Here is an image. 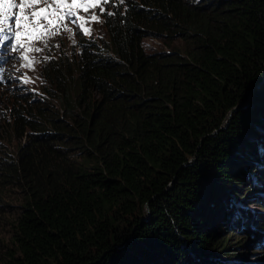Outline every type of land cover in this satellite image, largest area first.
<instances>
[{
    "label": "trees",
    "instance_id": "trees-1",
    "mask_svg": "<svg viewBox=\"0 0 264 264\" xmlns=\"http://www.w3.org/2000/svg\"><path fill=\"white\" fill-rule=\"evenodd\" d=\"M104 23L42 98L0 83V264H225L236 231L264 241L239 195L264 85L232 112L263 80L264 0H129Z\"/></svg>",
    "mask_w": 264,
    "mask_h": 264
},
{
    "label": "rangeland",
    "instance_id": "rangeland-1",
    "mask_svg": "<svg viewBox=\"0 0 264 264\" xmlns=\"http://www.w3.org/2000/svg\"><path fill=\"white\" fill-rule=\"evenodd\" d=\"M42 1H47V0H42ZM65 1H70V0H65ZM52 2L53 0L50 1V3ZM69 7H73L77 11L80 8H82V6L73 4V3H71L66 8H69ZM66 8H64V10ZM103 12H106V10H104ZM103 14L104 13H102L101 17L99 18L97 26L92 31V34L95 40H97L99 37L105 34V27H104L105 23L103 22V19H102ZM76 15L80 16L81 14L78 13ZM71 19L75 20V15H68V18L60 19L62 20L60 22L54 21V23H57V24H61L62 22H67L65 23L64 27H60V31L63 37H65L68 34L69 28L78 25L76 23H70L69 20ZM43 39L49 41L53 46L55 45V40L53 39L51 35H48L46 37L44 36ZM150 42L151 40H148V43ZM153 43L159 44V41H153ZM70 44L71 42L69 39L64 40V47H69ZM16 51H19L18 53H20L17 59H21L22 57H27V60L29 62V68L34 69L35 66H34L33 59H32V48L29 45H24V47L23 46L21 47V44H20L16 47ZM71 55H73L71 51H68L67 53L56 52L54 53L52 60L58 59V58L64 59V57H69ZM8 74L11 75V79H12L11 81H14L15 83H17L20 89H26L20 93L21 95L29 96L30 94L34 92H39L41 85L48 84V74H46L45 71H37L34 73V75H32V74H28L24 72V70H22V67H17V68L9 69ZM2 106H3V101L0 100V107ZM261 154H262L261 156L262 160L260 161V163H257L256 176H254L253 178L251 177V184H247V186H243L245 189H243L239 193V195L246 202V208H248V211H247L248 215L258 214L262 219H264V215H263L264 209H261V207L259 206L260 203L258 202L259 200L256 198V196H259L261 199H263V204H264V148L261 149ZM147 213L149 214V212ZM249 221L252 222L253 219L250 218ZM262 226H261L262 227L261 231H258V232H262L261 235L263 236L264 235V224ZM233 229L234 228L230 229L226 235H230ZM248 229L250 228H246L245 231ZM5 232H6V228L3 227V233ZM247 234H249V232L238 230V232L236 231L235 235H231L230 242H232V245L227 250L228 252H231L232 254H235V253L237 254L233 258H229L228 256V258L226 259L228 261H232V260L241 261L243 264L245 261H248L250 264L263 263L264 262V246H258L256 243H253L247 246L245 244V236ZM262 236H260V238H262ZM220 256L221 257L225 256V252L221 253Z\"/></svg>",
    "mask_w": 264,
    "mask_h": 264
},
{
    "label": "clouds",
    "instance_id": "clouds-1",
    "mask_svg": "<svg viewBox=\"0 0 264 264\" xmlns=\"http://www.w3.org/2000/svg\"><path fill=\"white\" fill-rule=\"evenodd\" d=\"M51 0L47 1H42L40 0L39 4H35L36 7L43 6L44 4L50 2ZM129 4V0H109L107 3H104L105 10L106 12H99L98 14L101 16L103 14V22H105L107 15L109 13L114 14L120 7H127ZM1 7V5H0ZM98 21H95L92 25V31L93 29L97 26ZM0 27L4 28V26L0 25ZM5 29V28H4ZM0 35H7L9 39L7 41H4L3 43H7L8 45L6 46H1L0 45V83L3 85L4 88H10L14 89L15 91L22 92L26 89H20L18 87V84L15 83L14 81H11V75L8 74V70L11 68H17V67H22V70L28 74L34 75L35 72L37 71H45L47 74V68L49 66V63L52 62V58L54 53H67L68 51H71L72 54L74 55L75 53H78L81 50L82 44L84 43L85 40L92 41V39H95L92 36L85 34L83 30L76 26L75 27V33H74V38L72 39L71 37H68L66 35L65 37L62 36L61 31L56 30L54 31L51 36L55 40V45L53 46L50 42H46L43 46H32V59L34 63V69L29 68V62L27 58L22 57L21 59H17L20 53L19 51H13V47H17L20 45L19 42H17L16 37L13 35L7 33L5 30L4 33H0ZM71 38V39H70ZM69 39L71 44L69 47H64V40ZM21 40V37H19V41ZM36 42V41H35ZM36 49H40V51H36ZM71 55V56H73ZM42 86H40V91L39 92H34L32 93L35 95V97H39L45 94ZM263 200V199H262ZM248 213V212H247ZM255 231H261V229L257 228L256 226L253 228ZM262 233V232H260ZM262 236V235H261ZM264 236V235H263ZM262 238L260 239H263ZM258 246H264V241L257 242L256 243ZM225 264H243L241 261H229L225 262ZM257 264V263H254ZM260 264H264L260 263Z\"/></svg>",
    "mask_w": 264,
    "mask_h": 264
},
{
    "label": "snow or ice",
    "instance_id": "snow-or-ice-1",
    "mask_svg": "<svg viewBox=\"0 0 264 264\" xmlns=\"http://www.w3.org/2000/svg\"><path fill=\"white\" fill-rule=\"evenodd\" d=\"M6 2L10 4L11 0H0V5L4 4ZM55 2L57 4H62V0H55ZM72 2H73V4H76L77 0H72ZM104 2L107 3L108 0H104ZM39 3H40V0H29V6H31L33 4H39ZM99 3H100V0H90V4L93 7ZM85 11H87V9H85ZM101 11L103 12V9H101ZM51 15H56V12L53 11L51 13ZM67 15H75V13L68 12ZM109 15H111V13H109ZM32 17L36 18L37 21L40 18H42V19L48 21L49 23H52V21L50 19V15L46 9H40L39 11L32 13ZM91 19L93 21H96L99 19V17H97L96 15H92ZM3 23H5V20H0V24H3ZM16 26H19L18 23H14V26H10L8 28V31H11L13 33V36L16 37L17 42H19L20 33L15 30ZM41 27H43V26L41 25ZM4 32H5V29L0 27V33H4ZM85 34H87V32H85ZM8 39H9V37L7 35H0V43H3L4 41H7ZM37 39H39V37H37ZM21 47H22V45H21ZM12 50L16 51V47L14 46ZM36 51H40V49H36ZM25 58H27V57H25Z\"/></svg>",
    "mask_w": 264,
    "mask_h": 264
},
{
    "label": "water",
    "instance_id": "water-1",
    "mask_svg": "<svg viewBox=\"0 0 264 264\" xmlns=\"http://www.w3.org/2000/svg\"><path fill=\"white\" fill-rule=\"evenodd\" d=\"M263 85H264V76H263V80L259 81L256 85H254V86L250 89V91H249V93H248V96L246 97V100H245L244 102L238 104V105L232 110V112L235 111V110H238V109H240V108H243V107H245V106H247V105H249L250 102H251V100H252V98H253V96H254V94H255V91H256L257 89H259V88H260L261 86H263Z\"/></svg>",
    "mask_w": 264,
    "mask_h": 264
},
{
    "label": "bare ground",
    "instance_id": "bare-ground-1",
    "mask_svg": "<svg viewBox=\"0 0 264 264\" xmlns=\"http://www.w3.org/2000/svg\"><path fill=\"white\" fill-rule=\"evenodd\" d=\"M51 1H52V0H51ZM51 4H53V5H57L59 11L64 10V8L62 7V4H57V3L55 2V0H53V2H52ZM80 10H81V8H80L78 11H80ZM28 14H29V13H28ZM28 14L25 13V16H27ZM66 18H68V15H67V14H64V16L62 17V19H66ZM78 18H79V16H77V15L75 14V20H72V19H71V21H69V22H70V23H76V24H79V20H78ZM50 19H51V21H53L52 17H50ZM60 21H62V20H58V21H56V22H60ZM53 23H54V21H53ZM65 23H67V22H65ZM48 35H50V34L47 33V32L44 34L45 37L48 36ZM259 264H260V263H259Z\"/></svg>",
    "mask_w": 264,
    "mask_h": 264
}]
</instances>
